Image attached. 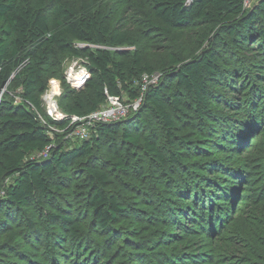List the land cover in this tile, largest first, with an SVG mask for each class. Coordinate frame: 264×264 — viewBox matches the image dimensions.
Listing matches in <instances>:
<instances>
[{"label": "rangeland", "instance_id": "obj_1", "mask_svg": "<svg viewBox=\"0 0 264 264\" xmlns=\"http://www.w3.org/2000/svg\"><path fill=\"white\" fill-rule=\"evenodd\" d=\"M67 1L77 6L82 0ZM45 3L47 8L52 7L49 1ZM98 3L111 17L112 26L128 28L136 41L135 45L110 49L115 54L138 50L154 68L142 90L158 83L170 54L191 58L205 48H214L225 77L209 81L214 92L205 107L211 117L200 118L193 96L179 91L180 111L173 109L176 139L168 142L161 131L158 138L165 160H155L142 149L132 148L127 171L115 170L104 161L110 151L107 139L92 145L93 164L106 170L111 177L108 192L126 209L109 230L96 228L86 202L88 179L74 169L64 178L57 176L41 202H32L23 209L0 207V218L6 224L0 231V246L8 254H24L36 264H90L85 263L86 250H96L92 264H264V44L253 41L242 45L240 38L231 39L225 34L220 36L222 44H212L210 40L217 30L199 24L164 34L147 24L148 0ZM257 4L258 0H245L247 9ZM259 24L264 26L261 16ZM56 63L45 75L47 88L40 100L44 114L63 123L46 125L48 134L59 138L64 148H71L89 140L92 128L86 129L81 120H74L77 115L67 113L65 104L74 94L87 91L84 85L90 73L81 83L72 77L84 68L83 56L60 54ZM256 70L262 73L256 76ZM225 80L239 90L226 86ZM15 87L13 72L7 86L11 95L18 92H13ZM4 90L0 89V100ZM49 96L56 114L48 109ZM122 101L126 105L138 101L128 114L142 113L141 98L129 101L123 96ZM41 120L46 123L44 117ZM83 128L86 136L82 138ZM116 142L119 147L130 148L119 133ZM11 180L2 179L3 185ZM47 212L76 218L80 225L76 240L60 224L49 221ZM76 246L82 256L78 259L71 256ZM25 261L10 257L8 262Z\"/></svg>", "mask_w": 264, "mask_h": 264}, {"label": "trees", "instance_id": "obj_2", "mask_svg": "<svg viewBox=\"0 0 264 264\" xmlns=\"http://www.w3.org/2000/svg\"><path fill=\"white\" fill-rule=\"evenodd\" d=\"M47 1L51 8H47L45 0L34 3L0 0V89L6 88L0 100V207L23 209L32 202L39 203L50 193L57 176L64 178L78 169L88 179L86 202L96 228L107 231L126 209L108 192L111 177L106 170L93 164L92 145L107 139L110 151L104 161L118 171L128 170L132 148H140L148 157L163 162L165 157L158 138L161 131L168 142L176 139L173 109L180 111L178 92L193 96L200 118L211 117L205 107L214 92L209 81L225 74L217 64L214 48H205L208 50L191 58L170 54L158 83L142 90L143 75L151 76L154 72L151 64L138 50L115 54L110 49L135 45L128 28L112 26L111 17L98 0H82L77 6L67 0ZM148 10V26L164 34L199 24L217 30L210 40L212 44H222L223 34L231 39L240 38L242 45L253 41L264 44V26L259 24V17L264 19V0H258L254 9H247L245 0H148ZM60 54L85 57L90 73L84 85L87 91L72 96L70 103L65 104L67 113L87 115L105 104L107 95L120 99L124 96L129 101L141 98L142 113L133 112L118 121L99 123L92 128L89 140L64 148L59 138L50 137L46 127L63 123L47 117L40 100L47 88L45 75L49 67L57 64ZM256 71V76L262 73ZM13 72L17 79L13 92L17 89L18 92L11 95L7 86ZM224 83L229 86L226 80ZM118 133L130 148L118 146ZM35 154L40 156L32 157ZM5 178L12 180L3 185ZM46 218L60 224L73 241L79 236V222L70 214L47 212ZM5 225L0 218V231ZM48 244L45 243L46 249ZM86 247L83 246L91 248ZM86 251L85 263L92 264L96 250ZM71 256L80 258L81 250L73 247ZM10 257L26 260L18 264H36L24 254L16 251L8 254L0 246V264H9Z\"/></svg>", "mask_w": 264, "mask_h": 264}, {"label": "built area", "instance_id": "obj_3", "mask_svg": "<svg viewBox=\"0 0 264 264\" xmlns=\"http://www.w3.org/2000/svg\"><path fill=\"white\" fill-rule=\"evenodd\" d=\"M79 75V77L77 76ZM73 79L78 80V82H85L88 78V70L84 66L82 70L73 74ZM152 76L144 75L143 78V87L145 84L151 80ZM154 80V78H153ZM152 80V81H153ZM53 96V95H52ZM52 96L48 97V109L52 112V114H56V109L54 105V100ZM138 105V101L134 102V104L126 105L122 99L117 96L107 95L106 102L104 105L99 107L98 109L92 111L91 113L84 116H74V120H81V124L86 128H93L95 125L99 123L105 122H113L118 121L124 118L130 111V109H135ZM86 133L84 128L82 129L81 137H85Z\"/></svg>", "mask_w": 264, "mask_h": 264}, {"label": "bare ground", "instance_id": "obj_4", "mask_svg": "<svg viewBox=\"0 0 264 264\" xmlns=\"http://www.w3.org/2000/svg\"><path fill=\"white\" fill-rule=\"evenodd\" d=\"M77 76L79 77V75L77 74Z\"/></svg>", "mask_w": 264, "mask_h": 264}]
</instances>
